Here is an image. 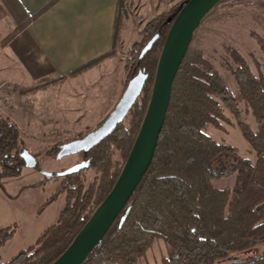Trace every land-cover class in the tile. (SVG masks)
I'll use <instances>...</instances> for the list:
<instances>
[{"label":"trees","instance_id":"16d2710c","mask_svg":"<svg viewBox=\"0 0 264 264\" xmlns=\"http://www.w3.org/2000/svg\"><path fill=\"white\" fill-rule=\"evenodd\" d=\"M58 1L51 0L32 16L22 19L2 44L6 45L33 18ZM186 1H182L174 12L150 21L144 39L130 50L125 64V88L140 72L146 73L148 78L142 94L127 114L130 115L129 124L125 125L124 119L101 142L88 150L78 151L85 157L86 166L82 170L95 168L100 173L98 178L84 189L78 177L82 170L56 174L68 175L77 182L76 185L60 186L46 202L51 203L67 191V202L57 222L49 226L31 247L0 264H51L66 250L112 190L146 114L169 29ZM121 19L119 8L113 46L118 41ZM154 35H158L156 41L140 58L142 49ZM259 42L264 51V40L259 38ZM109 57H112V50L56 78L77 76ZM237 62L235 73L240 97L251 109L257 128L240 120L238 99L223 76L200 49L190 45L174 79L153 161L125 209L83 264H135L157 240L166 245V255L162 256L160 264H221L239 254L255 251L256 254L232 263L246 264L264 256V68L256 74L243 58L237 57ZM53 79H39L34 87L39 88ZM225 109L236 117L256 154V161L242 156L237 147L219 142L207 133L209 126L224 130L223 123L234 125ZM20 141L16 125L7 117H0V176L19 175L22 168L29 165L27 148L19 149ZM116 152L120 154V161L114 159ZM233 174H236V181L232 188H218L213 184L214 179ZM56 176L45 174L43 182ZM13 231L11 227L0 229V248L12 237ZM259 246L262 249L257 252Z\"/></svg>","mask_w":264,"mask_h":264},{"label":"rangeland","instance_id":"374dc122","mask_svg":"<svg viewBox=\"0 0 264 264\" xmlns=\"http://www.w3.org/2000/svg\"><path fill=\"white\" fill-rule=\"evenodd\" d=\"M182 1L123 0L122 27L116 46L112 47V57L87 73L62 79L50 77L54 79L35 88L39 79L29 83L13 77L0 62V117H7L16 125L21 140L18 147L27 148L26 162L29 164L19 175L0 176V229L11 227L14 230L12 237L0 248V263L31 247L57 222L67 202V191L51 203L46 202L60 186L77 182L68 175L56 174L84 162L85 158L80 152L59 157L58 151L64 144L93 133L103 123L124 92L125 64L132 46L144 39L150 21L174 12ZM259 38L264 40V0H225L204 18L191 43V47L200 49L223 76L238 99L240 120L253 129L257 128V123L240 97L235 71L239 65L237 57L243 58L256 74L264 68V51ZM2 46L1 41L0 51ZM225 114L234 125L223 123L224 130L209 126L207 133L219 142L237 147L242 156L256 161V154L236 117L228 109ZM129 121L130 115L124 124L128 125ZM114 159L120 161L119 152ZM45 174L56 177L44 183ZM99 175L95 168L88 167L78 177L86 189ZM235 181L236 174H233L216 178L213 184L218 188H232ZM261 249L259 246L257 252ZM254 254L255 251L242 253L221 264H232L236 259L244 260ZM163 255H166V245L157 240L135 264H160ZM246 264H264V256Z\"/></svg>","mask_w":264,"mask_h":264},{"label":"water","instance_id":"95a60500","mask_svg":"<svg viewBox=\"0 0 264 264\" xmlns=\"http://www.w3.org/2000/svg\"><path fill=\"white\" fill-rule=\"evenodd\" d=\"M221 1L187 0L177 14L159 56L146 114L112 190L95 209L66 250L51 264H83L125 209L153 161L170 105L174 79L193 41L195 32L203 19ZM157 36L155 35L145 45L140 58H143L152 47ZM147 78L148 75L144 72L134 76L104 122L93 133L86 135L70 146L64 147L59 152V157L83 149L88 150L110 135L139 99ZM85 166L84 162L77 163L64 170L62 174L75 173Z\"/></svg>","mask_w":264,"mask_h":264},{"label":"crops","instance_id":"0c3cea01","mask_svg":"<svg viewBox=\"0 0 264 264\" xmlns=\"http://www.w3.org/2000/svg\"><path fill=\"white\" fill-rule=\"evenodd\" d=\"M50 1L0 0V42L17 29L22 19ZM120 3L121 0H59L2 46L3 68L30 83L66 74L109 53Z\"/></svg>","mask_w":264,"mask_h":264},{"label":"flooded vegetation","instance_id":"af4514ba","mask_svg":"<svg viewBox=\"0 0 264 264\" xmlns=\"http://www.w3.org/2000/svg\"><path fill=\"white\" fill-rule=\"evenodd\" d=\"M81 139H83V138L76 139V140H73V141H71V142H68V143L64 144L63 147H62V149H63L64 147H66V146H70L71 144H73V143H75L76 141L81 140Z\"/></svg>","mask_w":264,"mask_h":264}]
</instances>
